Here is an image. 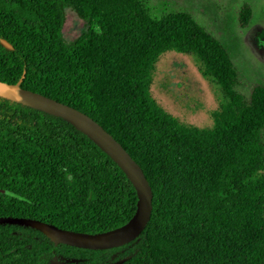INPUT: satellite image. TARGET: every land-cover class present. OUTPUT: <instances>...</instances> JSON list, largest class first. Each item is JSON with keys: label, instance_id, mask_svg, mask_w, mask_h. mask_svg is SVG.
<instances>
[{"label": "trees", "instance_id": "16d2710c", "mask_svg": "<svg viewBox=\"0 0 264 264\" xmlns=\"http://www.w3.org/2000/svg\"><path fill=\"white\" fill-rule=\"evenodd\" d=\"M67 8L84 21L72 41ZM251 16L245 4L242 27ZM169 52L194 55L218 85L210 126L154 96ZM20 80L112 134L143 169L153 210L122 246L52 240L37 223L89 234L121 227L137 191L71 123L0 95V264H264V83L243 94L229 51L191 14L154 18L145 0H0V81Z\"/></svg>", "mask_w": 264, "mask_h": 264}, {"label": "rangeland", "instance_id": "374dc122", "mask_svg": "<svg viewBox=\"0 0 264 264\" xmlns=\"http://www.w3.org/2000/svg\"><path fill=\"white\" fill-rule=\"evenodd\" d=\"M150 15L187 12L212 32L229 51L239 74L238 89L249 96L253 86L264 83V0H145ZM245 4L252 16L242 27L239 15ZM84 21L66 9L64 37L74 40ZM152 92L170 113L199 127L212 124L210 112L222 100L214 82L203 77L194 55L169 52L161 57L152 83Z\"/></svg>", "mask_w": 264, "mask_h": 264}, {"label": "water", "instance_id": "95a60500", "mask_svg": "<svg viewBox=\"0 0 264 264\" xmlns=\"http://www.w3.org/2000/svg\"><path fill=\"white\" fill-rule=\"evenodd\" d=\"M2 43L6 48L12 49L13 47L5 39L2 40ZM21 83L22 80L14 84L0 81V95L59 116L71 123L119 165L133 183L138 195L137 208L132 218L121 227L107 232L89 234L65 230L53 225L41 223L36 225L55 242L87 249H109L135 240L149 223L153 210V189L141 166L122 144L92 117L63 102L25 89L21 86Z\"/></svg>", "mask_w": 264, "mask_h": 264}]
</instances>
